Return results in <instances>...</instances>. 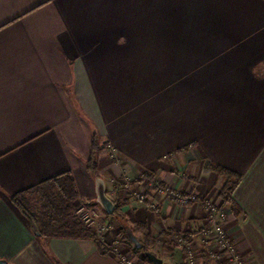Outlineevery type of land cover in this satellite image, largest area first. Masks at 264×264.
I'll return each mask as SVG.
<instances>
[{
    "label": "crops",
    "instance_id": "1",
    "mask_svg": "<svg viewBox=\"0 0 264 264\" xmlns=\"http://www.w3.org/2000/svg\"><path fill=\"white\" fill-rule=\"evenodd\" d=\"M94 131L107 195L163 264H190L181 234L197 264H232L201 236L204 200L225 205L245 263L264 264V0H0V260L154 264L120 229L116 252L41 240L12 201L72 172L77 201L104 211L86 167ZM214 165L241 175L230 202ZM147 173L200 200L174 203Z\"/></svg>",
    "mask_w": 264,
    "mask_h": 264
},
{
    "label": "trees",
    "instance_id": "2",
    "mask_svg": "<svg viewBox=\"0 0 264 264\" xmlns=\"http://www.w3.org/2000/svg\"><path fill=\"white\" fill-rule=\"evenodd\" d=\"M104 147L105 145H101L100 143V135L94 131L91 136V153L86 163L88 173L94 178L100 176L98 171V154ZM212 168L218 174L226 176V180L221 189V194L226 202H230L234 190L240 183L241 175L219 165H214ZM145 177L153 182V188L155 186L165 187L162 183L155 181L152 173L145 174ZM139 180L142 181L143 178H139ZM30 194L39 195L42 208L41 218L34 213L32 208L26 202L27 197ZM182 194L186 196L189 195L185 193ZM78 199L79 192L72 172L57 175L12 196V201L27 217L31 226L33 223L38 225L40 235H37V237L41 240L52 237L94 238L96 236L95 230L85 224L80 213L77 212ZM114 202L116 208L113 215L121 222L120 231L127 239L126 227L129 225L126 222L123 205L118 200H114ZM186 237L188 240H191L187 235ZM147 251L148 246L145 242L142 249L136 250V252L143 256L145 261L151 263L145 255ZM52 260L55 264H64L55 257H52ZM203 264H209V262L204 260Z\"/></svg>",
    "mask_w": 264,
    "mask_h": 264
},
{
    "label": "built area",
    "instance_id": "3",
    "mask_svg": "<svg viewBox=\"0 0 264 264\" xmlns=\"http://www.w3.org/2000/svg\"><path fill=\"white\" fill-rule=\"evenodd\" d=\"M150 182L153 184L152 181ZM129 184H130L129 182H126V188L130 187ZM162 190L168 194L171 200L179 202L182 205H186L190 201L200 200V198L195 193L186 196L182 194L183 192L169 185H165V187H162ZM136 196L137 199L139 200L145 199L144 195L136 194ZM202 202L204 203L207 211V219H206L207 224L201 231V236L203 240H207V241L215 240L219 247V251H221L224 254L226 260L229 261L230 263L246 264L243 260L242 255L236 248V245L234 244V242L232 241L226 230L225 222H226L227 214H226L225 205L217 204L213 201L207 202L206 200ZM78 212L81 213L80 215L83 221L85 222V224H87L88 226L92 227L95 230L98 242L100 243L104 251L109 252L114 250L116 252L117 249L116 246H114L116 242H114L112 249L110 245H107L108 242L105 241V234L102 231L104 229V226L99 227V224L94 226V220L87 212L85 205L80 207ZM111 227H114V224H112ZM176 240L187 249L188 255L190 257V264H197L194 259V256L196 254L194 250V241L188 240L186 235H178L176 236ZM124 261L127 264H131V261L129 260L124 259Z\"/></svg>",
    "mask_w": 264,
    "mask_h": 264
},
{
    "label": "rangeland",
    "instance_id": "4",
    "mask_svg": "<svg viewBox=\"0 0 264 264\" xmlns=\"http://www.w3.org/2000/svg\"><path fill=\"white\" fill-rule=\"evenodd\" d=\"M151 181V180H150ZM131 184V183H130ZM129 184V185H130ZM127 192L126 195L128 196H134V198H137L136 194H140V195H144L146 194L145 192V188L141 189L140 187H136V188H132L131 185L129 188H127ZM136 190V191H135ZM108 192H110V190H107ZM114 195V194H113ZM115 200V198H114ZM145 200V199H144ZM174 203H178L174 200H172ZM27 204L32 208V210L34 211V213L41 218V213H42V208H41V203H40V199H39V195H35V194H30L27 197ZM209 202V201H207ZM77 212L79 211L80 207L85 205V208L87 210V212L89 213V215L92 217V219L94 220V226H96L97 224H99L100 226H104V229L102 230L103 233L105 234V241L107 242L109 239H111L112 237H114L115 239V233L118 232L120 229L121 222L119 220L116 219V217L112 214H108L107 212H104L102 209H100V207H98L96 204H90L88 202H83L77 201ZM182 205V204H180ZM187 205V204H186ZM83 212V211H82ZM79 213V212H78ZM107 213V214H106ZM81 214V213H80ZM127 222V221H126ZM112 224H114V227H111ZM127 224L129 225V223L127 222ZM131 226V225H130ZM96 235V234H95ZM181 235H186V234H181ZM178 236V235H177ZM97 238V235L95 236ZM98 241V239H96ZM118 244V243H117ZM133 248V247H132ZM134 249V248H133ZM144 259V258H143ZM244 260V258H243ZM147 262V261H144ZM245 262V260H244Z\"/></svg>",
    "mask_w": 264,
    "mask_h": 264
},
{
    "label": "water",
    "instance_id": "5",
    "mask_svg": "<svg viewBox=\"0 0 264 264\" xmlns=\"http://www.w3.org/2000/svg\"><path fill=\"white\" fill-rule=\"evenodd\" d=\"M96 194L97 199L96 201L100 204V206L104 209L105 212L108 214H112L116 208V204L114 201L107 195V185L103 178L96 177ZM33 231L36 235H40V231L38 225L33 223L32 225ZM126 237L128 242L132 245V247L136 250H140L143 248L144 244L135 234L133 228L131 226L126 227ZM145 255L148 259L154 264H163L162 259L157 257L154 253L147 251ZM0 264H6V261L0 260Z\"/></svg>",
    "mask_w": 264,
    "mask_h": 264
}]
</instances>
